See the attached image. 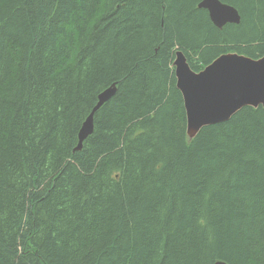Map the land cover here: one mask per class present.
<instances>
[{"label":"trees","instance_id":"obj_1","mask_svg":"<svg viewBox=\"0 0 264 264\" xmlns=\"http://www.w3.org/2000/svg\"><path fill=\"white\" fill-rule=\"evenodd\" d=\"M199 1L0 0V264H264V109L189 139L173 69L261 57L264 0Z\"/></svg>","mask_w":264,"mask_h":264},{"label":"water","instance_id":"obj_2","mask_svg":"<svg viewBox=\"0 0 264 264\" xmlns=\"http://www.w3.org/2000/svg\"><path fill=\"white\" fill-rule=\"evenodd\" d=\"M197 7L209 11L212 20L220 23H239L240 14H227L225 2L200 0ZM220 8L217 11L214 8ZM177 89L181 92L187 110V125L190 138L203 126L230 119L242 107L250 105L264 108V55L252 58L238 53H224L216 57L201 71L189 66L181 50H176L173 60ZM116 89V88H115ZM115 89L99 95L98 102L91 108L79 130L80 138H85L93 130V112L109 100ZM76 149V148H75ZM77 150V149H76ZM214 264H227L215 261Z\"/></svg>","mask_w":264,"mask_h":264},{"label":"bare ground","instance_id":"obj_3","mask_svg":"<svg viewBox=\"0 0 264 264\" xmlns=\"http://www.w3.org/2000/svg\"><path fill=\"white\" fill-rule=\"evenodd\" d=\"M220 3H222L223 4V2L222 1H220V0H218ZM229 7H226V8H224L225 9V12L227 13V14H234V13H237L238 12V14H239V11H238V9L235 7V6H233V5H231V4H229V3H226ZM214 9H216L217 11H220V8H218V7H216V8H214ZM208 11V10H207ZM208 15H209V18H210V20L213 22V24L214 25H216L217 27H222L223 25H225V24H227V22L226 23H224L223 24V22L222 23H220V25H217L213 20H212V18H211V16H210V13H209V11H208ZM48 25V24H47ZM183 52V51H182ZM184 54V53H183ZM185 55V54H184ZM264 55V54H263ZM262 55V56H263ZM261 56V57H262ZM186 57V56H185ZM186 60H187V58H186ZM188 62V61H187ZM189 64V63H188ZM208 65V64H207ZM206 66V65H205ZM204 66V67H205ZM203 67V68H204ZM202 68V69H203ZM201 69V70H202ZM200 70V71H201ZM197 72H199V71H197ZM176 78V77H175ZM177 87V86H176ZM115 88H117V86H116V83H112L110 86H108L107 88H105L100 94H102V93H106L108 90H111V89H115ZM115 91H116V89H115ZM99 94V95H100ZM99 95H98V100H99ZM98 102V101H97ZM184 108H185V106H184ZM185 111H186V133H187V135H188V137H189V139H192V138H190L191 137V135H190V129H189V127H188V125H187V119H188V116H187V110H186V108H185ZM92 113H93V118H94V113L95 112H93L92 111ZM83 124V123H82ZM81 127H82V125H81ZM81 127H80V129H81ZM79 129V130H80ZM200 131V130H199ZM79 133V132H78ZM196 136V135H195ZM194 136V137H195ZM193 137V138H194ZM87 137H85V138H80V135L78 134V144H77V146H76V149H81L82 148V144H83V141L86 139Z\"/></svg>","mask_w":264,"mask_h":264},{"label":"flooded vegetation","instance_id":"obj_4","mask_svg":"<svg viewBox=\"0 0 264 264\" xmlns=\"http://www.w3.org/2000/svg\"><path fill=\"white\" fill-rule=\"evenodd\" d=\"M222 27H223V26H222ZM222 27H219V28L221 29Z\"/></svg>","mask_w":264,"mask_h":264}]
</instances>
